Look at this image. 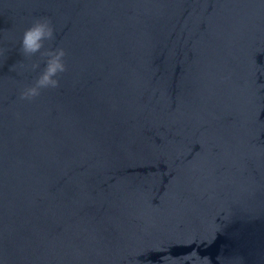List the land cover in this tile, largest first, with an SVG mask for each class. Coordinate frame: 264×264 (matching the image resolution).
<instances>
[{
    "label": "water",
    "instance_id": "1",
    "mask_svg": "<svg viewBox=\"0 0 264 264\" xmlns=\"http://www.w3.org/2000/svg\"><path fill=\"white\" fill-rule=\"evenodd\" d=\"M0 264H264V0H0Z\"/></svg>",
    "mask_w": 264,
    "mask_h": 264
},
{
    "label": "clouds",
    "instance_id": "2",
    "mask_svg": "<svg viewBox=\"0 0 264 264\" xmlns=\"http://www.w3.org/2000/svg\"><path fill=\"white\" fill-rule=\"evenodd\" d=\"M54 39L55 29L48 18L36 19L25 29L21 37L19 53L30 61L36 56L40 58L39 62L30 63L27 70L36 72L40 68V62L44 67L30 85L20 90L21 101L31 102L37 99L42 91L60 87V77L67 71V53L63 47L46 48V44H50Z\"/></svg>",
    "mask_w": 264,
    "mask_h": 264
}]
</instances>
